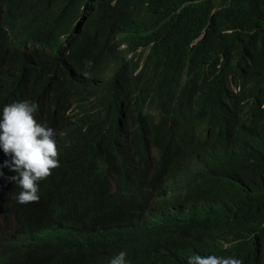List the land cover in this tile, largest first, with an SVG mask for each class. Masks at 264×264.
<instances>
[{"label":"trees","instance_id":"trees-1","mask_svg":"<svg viewBox=\"0 0 264 264\" xmlns=\"http://www.w3.org/2000/svg\"><path fill=\"white\" fill-rule=\"evenodd\" d=\"M95 1L0 0L59 163L21 205L0 147V264H264V0Z\"/></svg>","mask_w":264,"mask_h":264},{"label":"clouds","instance_id":"clouds-1","mask_svg":"<svg viewBox=\"0 0 264 264\" xmlns=\"http://www.w3.org/2000/svg\"><path fill=\"white\" fill-rule=\"evenodd\" d=\"M7 69V68H6ZM17 81V88L21 82L16 72L8 86V94L12 95V84ZM0 116V147L5 154L12 156L10 170L17 175L9 177L16 186L21 188L16 199L21 205L38 202L37 182L52 174V170L59 167L58 152L53 139L54 130L46 125L37 123L34 113L38 111L35 102H16L4 104ZM68 117L74 115L68 111ZM125 253L112 258L109 264H126ZM188 264H242V261L232 257L193 255Z\"/></svg>","mask_w":264,"mask_h":264},{"label":"bare ground","instance_id":"bare-ground-1","mask_svg":"<svg viewBox=\"0 0 264 264\" xmlns=\"http://www.w3.org/2000/svg\"><path fill=\"white\" fill-rule=\"evenodd\" d=\"M96 1H97V0H96ZM96 1H95V2H96ZM95 4H96V3H95Z\"/></svg>","mask_w":264,"mask_h":264}]
</instances>
